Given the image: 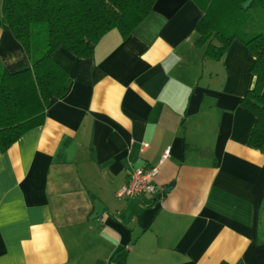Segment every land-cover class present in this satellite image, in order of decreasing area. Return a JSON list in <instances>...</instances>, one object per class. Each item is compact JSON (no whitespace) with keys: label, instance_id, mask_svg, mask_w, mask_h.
<instances>
[{"label":"crops","instance_id":"obj_1","mask_svg":"<svg viewBox=\"0 0 264 264\" xmlns=\"http://www.w3.org/2000/svg\"><path fill=\"white\" fill-rule=\"evenodd\" d=\"M202 15L194 0H156L90 56L52 52L68 90L0 149V264H264V152L241 104L254 56L238 40L205 56ZM0 64L30 67L2 26ZM138 167H158L160 193L118 196Z\"/></svg>","mask_w":264,"mask_h":264},{"label":"trees","instance_id":"obj_2","mask_svg":"<svg viewBox=\"0 0 264 264\" xmlns=\"http://www.w3.org/2000/svg\"><path fill=\"white\" fill-rule=\"evenodd\" d=\"M155 1L2 0L0 26L10 30L26 50L30 67L8 73L0 64V149L5 151L22 134L40 125L49 99L68 90V71L52 57L56 48L88 57L109 30L115 28L123 36L130 33ZM244 1L194 0L203 12L194 27L195 40L204 46L205 56L220 58L233 40L253 54L255 82L241 104L255 116L248 145L264 152V29L244 33L240 26L246 22ZM252 5L264 13V0H253L247 9Z\"/></svg>","mask_w":264,"mask_h":264},{"label":"built area","instance_id":"obj_3","mask_svg":"<svg viewBox=\"0 0 264 264\" xmlns=\"http://www.w3.org/2000/svg\"><path fill=\"white\" fill-rule=\"evenodd\" d=\"M169 151V147L163 151L161 160L165 159L169 155ZM157 172L158 167L132 168L129 181L120 187L117 191V195L126 198H133L143 194H147L151 197L157 196L160 193V189L155 184Z\"/></svg>","mask_w":264,"mask_h":264},{"label":"rangeland","instance_id":"obj_4","mask_svg":"<svg viewBox=\"0 0 264 264\" xmlns=\"http://www.w3.org/2000/svg\"><path fill=\"white\" fill-rule=\"evenodd\" d=\"M246 9V18L244 19L245 24L240 25L242 30L246 31L244 33L251 34V32H256L255 30L264 29V13L257 8L255 5L250 6ZM238 26L239 24L236 23Z\"/></svg>","mask_w":264,"mask_h":264},{"label":"water","instance_id":"obj_5","mask_svg":"<svg viewBox=\"0 0 264 264\" xmlns=\"http://www.w3.org/2000/svg\"><path fill=\"white\" fill-rule=\"evenodd\" d=\"M253 0H246L242 3L243 8H247L248 5L252 2ZM103 209V206L100 205L97 201H95V210H94V216H98Z\"/></svg>","mask_w":264,"mask_h":264}]
</instances>
